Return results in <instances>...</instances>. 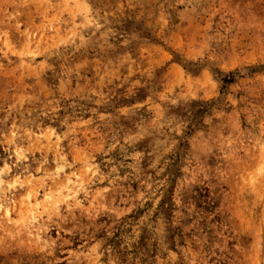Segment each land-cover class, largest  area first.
Listing matches in <instances>:
<instances>
[{
	"label": "clouds",
	"instance_id": "9594fccd",
	"mask_svg": "<svg viewBox=\"0 0 264 264\" xmlns=\"http://www.w3.org/2000/svg\"><path fill=\"white\" fill-rule=\"evenodd\" d=\"M0 264H264V0H0Z\"/></svg>",
	"mask_w": 264,
	"mask_h": 264
}]
</instances>
